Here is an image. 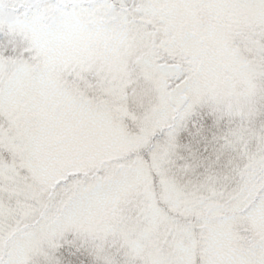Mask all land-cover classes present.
Returning a JSON list of instances; mask_svg holds the SVG:
<instances>
[{
    "label": "snow or ice",
    "instance_id": "1",
    "mask_svg": "<svg viewBox=\"0 0 264 264\" xmlns=\"http://www.w3.org/2000/svg\"><path fill=\"white\" fill-rule=\"evenodd\" d=\"M0 264H264V0H0Z\"/></svg>",
    "mask_w": 264,
    "mask_h": 264
}]
</instances>
